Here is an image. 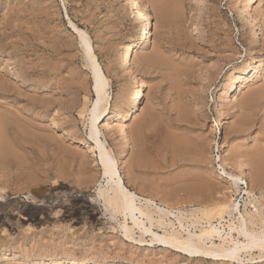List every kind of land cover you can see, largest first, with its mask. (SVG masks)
Here are the masks:
<instances>
[{
	"label": "rangeland",
	"instance_id": "1",
	"mask_svg": "<svg viewBox=\"0 0 264 264\" xmlns=\"http://www.w3.org/2000/svg\"><path fill=\"white\" fill-rule=\"evenodd\" d=\"M143 1L152 34L127 71L123 49L141 29L127 0H0V264L225 263L139 244L138 230L129 240L124 218L110 215L89 136L94 82L70 21L91 38L110 81L101 139L130 175L129 190L167 201L188 219L205 211L228 219V206L238 202L244 211L246 196L225 170L245 179L264 215V177L255 164L264 156V0L249 10L255 28L244 19V0ZM149 55L154 62L143 65ZM251 57L258 58L253 74L223 98ZM132 73L145 85L144 112L126 123L127 142L119 127L133 106H116L132 90ZM131 124L141 129L137 144ZM254 255L252 263L264 264Z\"/></svg>",
	"mask_w": 264,
	"mask_h": 264
},
{
	"label": "bare ground",
	"instance_id": "2",
	"mask_svg": "<svg viewBox=\"0 0 264 264\" xmlns=\"http://www.w3.org/2000/svg\"><path fill=\"white\" fill-rule=\"evenodd\" d=\"M127 1L129 2V6L135 17V24L139 25L141 28L140 33L135 36L134 40H132L130 44L125 45L123 49V68L129 71V69L132 67L133 61L135 60H133L135 56L134 50L140 48L144 42L149 41L152 34V26L149 23L150 15L148 14V4L143 0ZM156 1L158 2V0ZM258 1L259 0H244L241 7L245 13L244 19L246 21H250L254 28L256 27L254 25L255 17L252 19L249 10ZM163 2L162 8L168 9L171 7L170 2ZM161 11L163 10L161 9ZM70 25L79 36V45H81L83 53L86 56L84 57L86 59V66L90 71L94 82L96 99L93 101L92 109L89 111V136L94 142L95 148H97L100 153L99 156L101 166L103 167L104 171L103 176L107 179V186H102L100 188L99 194L111 213L108 210L107 211L110 213V215L112 214L111 216L113 218L116 215L124 218L125 222L120 226L125 230L124 233L126 238L133 240V235L135 234V231L138 230L141 234L140 238H142L139 244H148L149 242V245L150 243L152 245L157 243L161 247L172 249L178 253L184 254L185 256L190 257V259H209L210 261H222L226 264H228V262L232 264H242L245 262L246 264H251L257 260L256 255H254L256 252L259 253L257 257L264 259V217H262L264 215L262 214V208L259 205L260 203L258 202V198L250 190L249 184L242 176L229 174L230 172L227 173L224 170V174H226L225 176H227V179L232 182V185L236 188V192H239L242 189L240 187L241 185H245V188L243 187V190L241 191L246 196L244 202L245 206L243 209L244 211H242L241 205L238 202L230 204L228 206L227 213L229 220L226 216L222 215L217 220H214V217H212L208 211H205L206 213L201 217L194 212L191 215V218H189L192 220H189L184 216V212L182 213L176 211L178 214L175 213V210L173 211L172 206H169V203V205L166 204L167 201L165 203H160V201H158L160 203L158 204L156 200H154L155 198L152 197V199H150L151 196H149V198H144L138 193L129 190L128 184L125 180L127 176L130 175L126 173V178H124L120 168L118 167L119 163L115 157L116 155H114L113 151L108 147L107 142L101 139V136H103L101 125L103 124L105 118L109 117L111 114V108L109 107L111 105V97L108 93L110 81L107 78L94 51L91 38L86 32L80 30L71 21ZM258 30L254 33L260 35ZM258 35H255L251 38L253 44H255L257 41ZM257 59L258 58L255 57L249 58L247 62L238 69L235 79L232 80L223 91V98L233 95L238 87L241 86L246 80V76L253 74L255 70L254 66L258 61ZM153 62L154 57H150V55L149 57L145 56L142 58L143 65L147 66ZM132 78L133 81L131 82L130 86L132 90L126 94L125 100L121 101L116 106L117 110H123L122 107L126 105L127 102L133 106L130 112L131 114L129 113L127 116H125L123 124L120 127L118 126L120 131L119 133H121V136L124 137L127 142L129 137V124L126 125V123L136 121L138 119L139 113L144 112L140 105V100L144 97L142 88L145 85L142 81L137 79L133 73ZM107 125L108 129H113L115 126L112 124ZM133 126L134 125L131 124V132L133 134L132 136L134 137L133 141L137 144V141L139 143V141L142 140V133L140 131L141 129H138L137 126ZM239 159L241 160V158ZM238 163L241 164L240 166L238 164L239 167H244L243 162L238 160ZM255 164L260 176L263 175L264 177V156L258 159ZM249 206H251V208L254 210L249 212ZM172 218L176 219L177 223H175V220L173 221ZM187 220L191 221V223H188L189 221L187 222L188 225L184 223ZM223 222L229 223L227 225L228 231L227 228H225L226 225H224ZM155 228L162 229L161 231L163 233L160 234L155 230ZM146 237L151 239L148 241L145 239ZM74 263L84 264L83 262Z\"/></svg>",
	"mask_w": 264,
	"mask_h": 264
}]
</instances>
